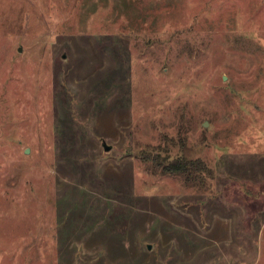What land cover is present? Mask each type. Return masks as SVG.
I'll return each instance as SVG.
<instances>
[{
  "label": "rangeland",
  "instance_id": "1",
  "mask_svg": "<svg viewBox=\"0 0 264 264\" xmlns=\"http://www.w3.org/2000/svg\"><path fill=\"white\" fill-rule=\"evenodd\" d=\"M0 264H264V0H0Z\"/></svg>",
  "mask_w": 264,
  "mask_h": 264
},
{
  "label": "trees",
  "instance_id": "2",
  "mask_svg": "<svg viewBox=\"0 0 264 264\" xmlns=\"http://www.w3.org/2000/svg\"><path fill=\"white\" fill-rule=\"evenodd\" d=\"M180 159L173 160L163 166V172L183 175L186 181L198 179L209 173V168L201 159H191L187 154ZM195 175V176H194Z\"/></svg>",
  "mask_w": 264,
  "mask_h": 264
},
{
  "label": "water",
  "instance_id": "3",
  "mask_svg": "<svg viewBox=\"0 0 264 264\" xmlns=\"http://www.w3.org/2000/svg\"><path fill=\"white\" fill-rule=\"evenodd\" d=\"M105 146V149L108 151V150H111V146H108L107 144L104 145ZM151 248V246H149Z\"/></svg>",
  "mask_w": 264,
  "mask_h": 264
}]
</instances>
